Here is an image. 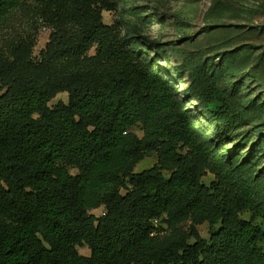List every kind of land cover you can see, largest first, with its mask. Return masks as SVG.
Masks as SVG:
<instances>
[{"label":"trees","instance_id":"trees-1","mask_svg":"<svg viewBox=\"0 0 264 264\" xmlns=\"http://www.w3.org/2000/svg\"><path fill=\"white\" fill-rule=\"evenodd\" d=\"M117 9L0 0V264H264V163L251 171L264 129L238 160L227 134L248 115L202 64L191 78L215 124L206 141L139 26L104 23ZM39 26L50 36L36 56Z\"/></svg>","mask_w":264,"mask_h":264},{"label":"rangeland","instance_id":"rangeland-1","mask_svg":"<svg viewBox=\"0 0 264 264\" xmlns=\"http://www.w3.org/2000/svg\"><path fill=\"white\" fill-rule=\"evenodd\" d=\"M117 3L115 12L103 13L104 23L118 24L124 33L132 31L134 25L139 26L140 36L146 41V61L175 88L206 141L215 139V124L203 108L200 95L193 93L191 75L196 67L205 64L231 96L234 106L245 108L247 121L227 134L228 147L242 143L238 160L243 159L251 147L248 141H256L259 137L256 132L264 129V0H117ZM37 29L36 56L50 36L46 28ZM59 102L67 104L68 95L59 94L51 107ZM263 154L252 160L254 174L264 163ZM155 163V155L148 157L137 165L135 173L148 170ZM212 181V175L204 179L206 185ZM91 213L101 217L105 209ZM250 216L243 214L246 220ZM199 232L208 239V224L200 226ZM78 251L82 256H90L87 247Z\"/></svg>","mask_w":264,"mask_h":264}]
</instances>
